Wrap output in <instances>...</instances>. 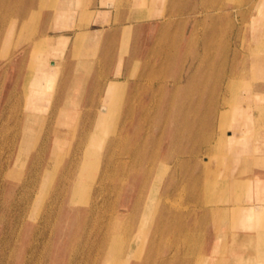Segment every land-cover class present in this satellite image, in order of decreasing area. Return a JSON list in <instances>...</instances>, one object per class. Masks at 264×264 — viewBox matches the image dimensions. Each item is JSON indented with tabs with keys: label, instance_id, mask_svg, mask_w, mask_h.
<instances>
[{
	"label": "rangeland",
	"instance_id": "rangeland-1",
	"mask_svg": "<svg viewBox=\"0 0 264 264\" xmlns=\"http://www.w3.org/2000/svg\"><path fill=\"white\" fill-rule=\"evenodd\" d=\"M204 1L224 6L206 14ZM257 1L187 0L190 6H197L196 10L188 5L180 13L175 5L177 0H150L149 6L143 7L148 9L149 17L144 20L129 17L128 21L133 23L125 28L119 23L122 1L116 0L113 30L116 35L113 36L124 34L126 37L121 38L124 42L121 40L115 45L120 59H97L102 55L98 54L99 44L97 53L89 52L88 60L82 61L79 57L88 55L83 49L84 43H75L73 49L67 43L62 52V68L45 111L27 106L28 86L24 82L36 55L47 56L59 38V35L47 36V33H57L53 24L58 0L1 1L0 264H102L107 255L121 257L122 264L142 261L147 264H245L248 261L240 262L239 256L258 255L252 246L245 245L247 241L239 240L244 239V233L256 230L235 226L231 212L237 203L249 202L243 181L264 169L258 163L264 159V144L254 150L256 155L248 157V153L239 164L233 163L226 150L232 127L219 126L220 111L239 105L241 110L247 107L251 113L246 118L244 110L239 117L235 114L243 121L246 133L257 141L264 136V105L250 108L264 104V77H259L264 74V61L262 65L255 61V54H264V36L262 43L254 41V38L261 39L260 30L257 33L256 24L251 23L252 16L259 15L254 7ZM212 14L219 17L213 20ZM261 23L264 24V17ZM86 36L76 37L75 42L83 41ZM46 38L52 43L46 48L39 46ZM164 54L170 55L166 65ZM146 57L150 64L145 63ZM105 72L111 74L107 76ZM110 78L124 80L121 94L124 104L134 93L133 83L138 80V96L145 102L155 98L159 105L170 101L169 106H176L171 107L170 114L180 111L183 123L172 121L167 112L161 124L150 131L147 159L137 155V166L130 173L127 154L118 157L115 145L107 142L101 173L97 175L100 182H94L89 202L72 203L70 184L65 177L76 173L91 120L97 111L98 125L106 119L111 121L116 114L114 110L106 115L115 98L114 89L106 86ZM97 79L101 81L98 84ZM180 105H183L181 110ZM35 114H38L37 121L29 123L28 118ZM245 119H251V126ZM178 127L186 132L181 139L174 134ZM191 127L193 133H189ZM101 181L104 184L101 194H105L102 199L98 195ZM98 197L100 202L95 205ZM66 211L72 216L65 218ZM128 248H134L131 254L126 252ZM257 263L256 260L251 264Z\"/></svg>",
	"mask_w": 264,
	"mask_h": 264
},
{
	"label": "bare ground",
	"instance_id": "bare-ground-1",
	"mask_svg": "<svg viewBox=\"0 0 264 264\" xmlns=\"http://www.w3.org/2000/svg\"><path fill=\"white\" fill-rule=\"evenodd\" d=\"M2 1V0H1ZM0 1V3H1ZM16 1V0H15ZM173 1V0H172ZM175 1V0H174ZM187 0H177V2L175 3L177 10H179L180 13H183L185 11V9L187 10V6L189 5L188 2H186ZM229 1V0H228ZM55 2V1H54ZM5 3V2H4ZM15 3V2H14ZM17 3V2H16ZM110 3V2H109ZM174 3V2H173ZM6 4V3H5ZM13 4V2H12ZM55 4V3H54ZM170 5H172L171 3H169ZM238 4V3H237ZM3 5V4H2ZM10 5V4H9ZM173 5V7L175 6ZM1 6V5H0ZM4 6V5H3ZM2 6V7H3ZM15 6V5H14ZM19 6V5H18ZM17 6V7H18ZM190 6V5H189ZM194 6V10H196V5ZM193 6H190L191 8H193ZM204 6L205 9L204 11L206 12V14H210L212 13V11L216 10L219 11V9L221 7L224 6L223 3H214L213 1L211 2H205L204 1ZM13 7V6H11ZM16 7V6H15ZM108 7V6H107ZM257 8V10L259 11V15H255L252 16L251 18V23L254 24H262L261 23V19L262 17H264V0H258L256 2V5L254 6ZM8 8V7H7ZM4 9V8H3ZM9 9V8H8ZM6 9V10H8ZM14 9V8H11ZM18 9V8H17ZM16 9V10H17ZM33 9V8H32ZM56 9V8H55ZM175 9V8H174ZM263 9V10H262ZM15 10V11H16ZM31 10V9H30ZM173 11V10H172ZM13 12V11H12ZM31 12V11H30ZM62 12V11H61ZM105 12V11H104ZM1 13V12H0ZM3 13V10H2ZM7 13V12H5ZM14 13V12H13ZM101 13V12H100ZM178 13V12H177ZM179 13V14H180ZM10 14V13H7ZM12 14V13H11ZM30 14V13H29ZM102 15H105L104 13H101ZM134 14V13H133ZM3 15H5L3 13ZM213 15V20L217 17H219L216 14H212ZM215 15V16H214ZM7 16V15H6ZM11 16V15H10ZM182 17V16H181ZM210 17V16H209ZM2 18V17H1ZM8 18V16L6 17ZM5 18V19H6ZM29 19V18H28ZM183 19V18H182ZM4 20V19H3ZM10 21V20H9ZM7 21V22H9ZM186 21V20H185ZM7 24V23H6ZM178 24V23H177ZM4 26V25H3ZM164 26V25H163ZM163 30V29H162ZM253 30V29H252ZM83 31V30H82ZM18 32V31H17ZM253 32V31H252ZM24 34V33H23ZM87 34V33H86ZM85 33H81L79 36L81 37V35L85 36ZM165 35V34H164ZM70 36V35H69ZM69 36L65 35V34H59V38L56 42V44L54 45V47H50V52L47 56H41V54L36 55V58L34 61H32L31 66V71L29 74H26V78H25V84H27V92L24 90V92L27 93V101L28 105L31 109H38L40 108V110H47L48 109V105H49V99L52 98V92L54 89V85L56 83V78L57 75L59 73V71L62 68V63H63V54L62 52L64 51V46L68 43L69 41ZM160 36V35H159ZM158 36V37H159ZM47 37V36H46ZM162 37V36H161ZM170 37V36H169ZM78 38V37H77ZM171 38V37H170ZM159 39V38H157ZM161 39V38H160ZM172 39V38H171ZM167 40V38H166ZM264 40V39H263ZM26 41V39H25ZM163 41V40H162ZM108 42V41H106ZM169 42V41H168ZM211 42V41H210ZM26 43V42H25ZM52 43V41H50V39H43L40 43L39 46L46 48L48 46V44ZM262 43V42H261ZM209 44V42H208ZM171 46V45H170ZM40 47V49H41ZM106 47V46H105ZM161 47V46H160ZM165 47V46H164ZM163 47V48H164ZM169 47V46H168ZM116 48V47H115ZM165 49V48H164ZM255 49V48H254ZM35 50V49H34ZM159 50V49H158ZM163 50V49H162ZM166 50V49H165ZM38 51V50H37ZM168 51V50H167ZM170 51V50H169ZM173 51V50H172ZM74 52V51H73ZM75 53V52H74ZM72 54V53H71ZM113 54V53H112ZM111 54V55H112ZM209 54V53H208ZM207 54V55H208ZM259 55V54H258ZM256 56V55H255ZM55 57H58L55 59ZM74 57V56H73ZM170 55H165L164 54V58H163V63H165L164 65H166V61H168ZM208 57V56H207ZM211 57V56H210ZM261 57V55H260ZM206 58V57H205ZM204 58V59H205ZM253 58V57H252ZM256 58V57H255ZM207 59V58H206ZM258 59V58H257ZM145 63L146 64H150V61L148 59V57H146L145 59ZM210 59H207V61ZM206 61V60H205ZM257 62V61H256ZM82 63V62H80ZM84 63V62H83ZM140 63V62H139ZM82 65V64H81ZM154 65V64H153ZM208 66V65H207ZM88 67V66H87ZM161 66H159L160 68ZM89 68V67H88ZM149 68V67H148ZM157 68V67H156ZM138 69V68H137ZM147 69V68H146ZM150 69V68H149ZM89 70V69H88ZM210 70V69H208ZM137 71V70H136ZM20 72V71H19ZM157 72V71H156ZM208 72V71H207ZM67 73V72H66ZM145 73V72H144ZM143 73V76H144ZM149 73V71H148ZM98 75L101 74L100 72L97 73ZM157 74V73H156ZM146 76V75H145ZM154 76V75H152ZM100 78V77H99ZM140 79V78H139ZM98 80V79H97ZM107 80V79H106ZM76 81H73V85H76ZM62 83V82H61ZM134 88L132 91L134 92L131 95V98L128 99L127 104H124L122 101V96L121 94L123 93V89H124V80L118 79V78H112L108 81L107 85H110L113 89H114V103L108 108V111L106 112V115L110 114L111 111H116V114L114 116V118L111 121H103L101 125H98L97 123V115L99 114L98 111L94 117V120H91L92 126H90V128L87 130L86 135V142L84 143L85 145L83 146V152H82V158L81 161L79 163V165L76 168V173L73 175L71 174V177L69 178V176H66L65 179L68 180L69 184H70V201L72 203H80V202H89L90 199V195H91V190L93 187V184L95 181L97 180V175L101 170V165H102V161H103V155H104V151L106 149V144L107 142H112V144L115 145L116 147V151L118 153V157H122V155L127 154V156L129 157V159L127 160L129 162L130 165V171L135 170V166L136 163L138 162L136 158L137 155L142 156V160L147 159V154H148V149H147V145H148V140H149V135L151 134L150 131L152 128L158 127L159 124H161V121L163 119V117L165 116V114L171 116V118H173L172 121H176L179 122L180 124L183 123L181 120L182 114H180V111L175 114V115H171L170 114V109L171 107L174 108L176 107L174 106H169L168 100H167V104L165 105H159V103H157L158 101L155 100V98H152L150 100V102H145V100L143 99L142 96H138L137 95V87H138V80L134 81ZM106 85V86H107ZM142 85V84H141ZM24 87V86H23ZM76 87V86H74ZM99 88H101V86H99ZM98 88V89H99ZM15 89V87H14ZM22 89V88H21ZM200 90V89H199ZM66 91V90H65ZM139 92V91H138ZM15 93V91H14ZM25 93V94H26ZM23 94L19 95L22 96ZM10 98V97H9ZM21 98V97H20ZM26 98V96H25ZM57 98V97H56ZM19 99V98H18ZM16 101V100H15ZM19 101V100H18ZM23 101V100H22ZM58 102V101H57ZM14 105V103H12ZM18 104V103H17ZM21 104V102H20ZM16 105V104H15ZM26 105V104H25ZM217 106L213 104L212 107ZM20 107V106H19ZM23 107V105H22ZM122 107L123 111H122ZM196 109L198 107V104L195 106ZM181 108L183 109V105L179 106V109L181 110ZM250 108H253V106H250ZM20 109V108H18ZM25 109V108H24ZM54 109V108H53ZM125 109V112H124ZM235 109V110H234ZM242 106L239 107V105L234 106L232 109L230 110H221V114H220V124L219 126L224 128V127H232L231 130H229V138L227 140V154L229 156H231V161L233 163H237L239 164V161L241 158L243 157H247L248 153V157L252 156V155H256L257 153L254 152V150L256 148H260L263 144H264V136H260V138L258 139L259 141H257V138L254 137L251 134L246 133V129L244 128V124L243 121H239V115L243 112L246 113V117L251 116L250 110L246 108H243ZM247 109V110H246ZM99 110V109H98ZM212 110V109H211ZM237 110V111H236ZM252 110V109H251ZM23 111V110H22ZM31 111V110H30ZM187 111V110H186ZM236 112V113H235ZM248 112V113H247ZM253 112V110H252ZM105 113V112H104ZM185 113V111H184ZM254 113V112H253ZM18 114V113H17ZM186 114V113H185ZM184 114V116H185ZM213 114V111H212ZM217 114V113H216ZM237 114V116L235 115ZM22 115V114H21ZM20 115V116H21ZM38 114H35V116H31L30 118H28V122L30 123L37 121L36 118ZM42 116V114H41ZM168 116V117H169ZM8 117V116H7ZM6 117V118H7ZM186 117V116H185ZM32 119V120H31ZM249 119V118H248ZM16 120V119H15ZM19 120V119H18ZM41 120V119H40ZM166 120V119H165ZM189 120V119H188ZM185 121V120H184ZM15 122V121H14ZM27 122V123H28ZM90 122V121H89ZM165 122V121H164ZM190 122V120H189ZM245 122L248 123L249 126H251V119L250 120H246ZM5 125V124H4ZM7 125V123H6ZM18 125V124H17ZM189 125V124H188ZM192 125L193 122H192ZM233 125H239L238 128H235ZM29 126V125H28ZM33 126V125H32ZM167 126V125H166ZM7 127V126H6ZM184 127V126H183ZM16 128H18L16 126ZM163 129V128H162ZM198 129V128H197ZM225 129V128H224ZM36 130V129H35ZM156 130V129H155ZM164 130V129H163ZM42 131V130H41ZM75 131V130H74ZM17 132V131H16ZM175 132V131H174ZM8 133V132H7ZM38 133V132H37ZM184 133V135L186 134V132L183 130V128L178 127V130L176 133H174L175 135H178V137L181 139L182 134ZM189 133H193L192 132V127L189 130ZM18 134V133H17ZM41 134V133H40ZM164 134V133H163ZM74 135V134H73ZM160 135V134H159ZM8 136V135H7ZM13 136V135H12ZM17 136V135H14ZM172 136H173V130H172ZM1 137V136H0ZM9 137V136H8ZM46 137V136H45ZM65 137V136H64ZM254 137V138H253ZM11 138V137H10ZM13 138V137H12ZM262 138V139H261ZM16 139V138H15ZM23 139V138H22ZM12 140V139H11ZM159 140V139H156ZM9 141V140H8ZM7 142V141H6ZM5 142V143H6ZM22 142V141H21ZM39 142V141H38ZM158 142V141H157ZM12 143V141H11ZM42 143V142H41ZM83 143V142H82ZM9 144V143H8ZM14 144V143H13ZM110 145V144H109ZM12 146V145H11ZM14 146V145H13ZM29 146V145H28ZM111 146V145H110ZM109 146V147H110ZM152 146V145H151ZM159 147V144H158ZM161 147V146H160ZM35 148V147H34ZM12 149V148H11ZM28 149V148H27ZM7 150H9L7 148ZM18 150V149H17ZM22 150V149H21ZM108 150V149H107ZM114 150V149H113ZM158 150V148H157ZM190 151H192V149H189ZM12 151V150H11ZM23 151V150H22ZM110 151V150H109ZM182 152V150H180ZM9 152V151H7ZM107 152V151H105ZM156 152V151H155ZM30 154V153H29ZM154 154V153H153ZM156 154V153H155ZM192 154V152L190 153V155ZM197 154V153H196ZM231 154V155H230ZM69 155V154H68ZM115 155V154H114ZM181 155V154H180ZM79 156V155H78ZM77 156V157H78ZM111 156V155H110ZM152 156V155H151ZM156 157V156H155ZM158 157V156H157ZM113 158V157H112ZM177 158V157H176ZM71 159V158H70ZM141 159V158H139ZM72 160V159H71ZM109 158H107V160H105L107 163L109 162ZM176 160V159H175ZM178 160V159H177ZM61 161V160H60ZM77 161V160H76ZM141 160H139L140 162ZM149 161V160H148ZM186 161V160H185ZM208 161V160H207ZM111 162V161H110ZM142 162V161H141ZM167 162H170L169 160ZM179 162V161H178ZM188 162V161H187ZM257 162V161H256ZM113 163V161L111 162ZM171 163H173L171 161ZM258 163H261L264 165V159L259 160ZM7 164V163H6ZM106 163H104L105 165ZM151 164V163H150ZM108 165V164H107ZM123 165V164H122ZM140 165V164H139ZM153 165V164H152ZM184 165V163H183ZM112 166V165H110ZM120 166V165H119ZM147 166H148V162H147ZM40 167V166H39ZM103 167V166H102ZM114 167V165H113ZM172 167V166H171ZM174 167V166H173ZM172 167V168H173ZM106 168V167H105ZM104 168V169H105ZM117 169L118 166L116 167ZM73 169V168H72ZM111 169V168H110ZM113 169V168H112ZM205 169V168H204ZM173 170V169H172ZM52 171V170H51ZM50 171V172H51ZM104 171V170H103ZM111 171V170H110ZM109 171V172H110ZM113 171V170H112ZM111 171V173H112ZM148 168L144 169V174H145V178H147V172H148ZM175 171V169H174ZM101 173V172H100ZM103 173V172H102ZM128 173V172H127ZM105 174V173H104ZM103 174V175H104ZM113 174V173H112ZM178 174V172H177ZM111 175V174H110ZM115 175V174H114ZM135 175V174H134ZM47 176V174H46ZM101 176V175H100ZM29 177V175H28ZM51 177V176H50ZM99 177V176H98ZM105 178V177H104ZM104 178L102 177V179L104 180ZM145 178L143 181H145ZM162 178V177H161ZM50 179V178H49ZM31 180V179H30ZM34 180V179H33ZM244 179L243 184L245 185V187H247V193H248V200L249 202L247 204H244L243 202L241 203H237L236 205H234L232 207V214L234 217L235 222V226L240 227L242 229H247V230H256L257 233V240L255 239V237L253 236V234L249 235L248 238H246L247 244L249 243V245H251L255 251L258 253V255H251V256H239L240 257V262L243 261H248V263L244 262L245 264H251L252 262H256V260L258 261L257 264H264V185H262L263 182V177H249V179ZM133 184L135 183V179H133ZM258 183H257V182ZM100 182V180H99ZM260 182V183H259ZM36 183V182H35ZM33 184V183H32ZM96 184V183H95ZM102 181L100 183V190H99V194L101 195V199L104 198V195L101 194V188L102 187ZM110 184V183H109ZM260 184V185H259ZM104 185V184H103ZM111 185V184H110ZM180 185V184H179ZM62 186V185H61ZM218 186V185H217ZM112 187V186H111ZM178 187V186H177ZM48 189V187H46ZM45 188V189H46ZM226 188V187H225ZM238 188V187H237ZM241 188V187H240ZM239 188V189H240ZM37 189V188H36ZM110 189V188H109ZM112 189V188H111ZM226 190V189H225ZM228 190V187H227ZM105 191V190H104ZM119 191V190H118ZM142 191V190H141ZM221 191V190H220ZM229 191V190H228ZM45 192V191H44ZM61 192V191H60ZM47 193V192H46ZM109 193V192H108ZM44 194V193H43ZM118 194V193H117ZM162 196V195H161ZM169 196V195H168ZM225 196V195H224ZM100 197V196H99ZM96 198L94 201V204L97 205L100 202V199ZM153 196H151L149 199H152ZM171 197V196H170ZM236 197V196H235ZM118 198V197H117ZM45 199V198H44ZM165 199V197H164ZM169 199V198H168ZM240 199V198H239ZM117 200V199H116ZM115 200V202H117ZM167 200V199H166ZM165 200V201H166ZM33 201V200H32ZM44 201V200H42ZM114 201V200H112ZM51 202V201H50ZM102 202V201H101ZM104 203V201H103ZM114 203V202H113ZM43 204V203H42ZM41 204V206H43ZM85 204V203H84ZM87 204V203H86ZM112 204V203H111ZM222 204V203H221ZM229 204V203H228ZM33 205V203H32ZM53 205V204H52ZM95 205H93L95 207ZM149 204L146 205V211L144 212V217L146 216L147 213V206ZM102 206V205H100ZM116 206V205H115ZM173 206V205H172ZM40 207V206H39ZM94 207H90V210H93ZM182 207V206H181ZM111 208V207H110ZM114 208V207H112ZM31 209V208H30ZM29 209V210H30ZM41 209V208H40ZM218 209V208H217ZM49 210V209H48ZM181 210V209H180ZM187 210V209H186ZM213 210V209H212ZM39 211V210H38ZM47 211V210H46ZM114 211V209H113ZM176 211V210H175ZM40 212V211H39ZM38 212V213H39ZM48 212V211H47ZM179 212V211H178ZM186 212V211H185ZM216 212V211H215ZM224 212V211H223ZM96 213V212H95ZM107 213V212H106ZM112 213V211H111ZM174 213V212H173ZM24 214V213H23ZM78 215L80 216V214L78 213ZM132 215V214H131ZM186 215V214H185ZM24 216V215H23ZM67 216H72L71 212L66 211L65 213V218ZM174 216V215H173ZM225 216V215H223ZM222 216V217H223ZM134 218V214L132 216ZM132 218V219H133ZM172 218V217H171ZM179 218V217H178ZM74 219L76 220L77 218L74 216ZM79 220V218H78ZM186 220V219H185ZM132 222V221H131ZM130 222V223H131ZM129 223V224H130ZM134 223V221H133ZM179 223V222H178ZM94 224V223H93ZM110 224V223H109ZM128 224V225H129ZM132 225V224H131ZM134 225V224H133ZM107 226V225H106ZM105 226V227H106ZM160 226V225H159ZM130 227V226H129ZM132 227V226H131ZM109 228V227H108ZM106 229V228H105ZM104 229V230H105ZM180 229V228H179ZM178 229V230H179ZM90 230V229H89ZM130 230V229H129ZM184 231V230H183ZM19 232V231H17ZM110 232V231H109ZM108 232V233H109ZM127 232V231H126ZM181 232V230H180ZM131 233V232H130ZM179 233V232H178ZM177 233V234H178ZM182 233V232H181ZM162 234V233H161ZM180 234V233H179ZM88 235V233H87ZM110 235V234H109ZM108 235V236H109ZM125 235V234H124ZM182 235V234H181ZM35 236V235H34ZM117 236V235H116ZM131 236V235H130ZM160 236V235H159ZM170 236V235H169ZM168 236V237H169ZM189 236V235H188ZM194 236V235H193ZM112 237V236H111ZM114 237V236H113ZM125 237V236H124ZM175 237V236H174ZM179 237V236H178ZM181 237V236H180ZM195 237V236H194ZM103 238V237H102ZM123 238V237H122ZM161 238V236H160ZM47 239V238H46ZM45 239V240H46ZM110 239V238H108ZM114 239V238H113ZM126 239V238H125ZM124 239V240H125ZM169 239V238H168ZM179 239V238H178ZM177 239V240H178ZM194 239V238H193ZM106 240V239H105ZM159 240V238H158ZM161 240V239H160ZM159 240V241H160ZM190 240V239H189ZM227 240V239H226ZM100 241V240H99ZM159 241H158V246H159ZM173 241V240H172ZM171 241V242H172ZM191 241V240H190ZM109 242V241H108ZM126 242V241H125ZM110 243V242H109ZM77 244V243H76ZM134 243H131L130 246H133ZM176 244V243H175ZM188 244V243H187ZM125 245V244H124ZM189 245V244H188ZM192 245V244H191ZM110 247V246H109ZM112 247V246H111ZM188 247V246H187ZM201 247V246H200ZM82 248V247H81ZM117 248V247H116ZM123 248V247H122ZM178 248V247H177ZM134 248H128V250L126 251L128 254H131ZM174 249V248H173ZM189 249V248H188ZM194 249V248H193ZM106 250V249H105ZM124 250V249H123ZM178 250V249H177ZM191 250V249H190ZM71 251V250H70ZM111 252V251H110ZM175 252V251H174ZM192 252V251H191ZM222 252V251H221ZM88 253V252H87ZM172 253V252H171ZM177 253V252H176ZM185 253V251L183 252ZM39 254V253H38ZM86 254V253H85ZM157 254V253H156ZM173 254V253H172ZM196 254V253H195ZM224 254V253H223ZM155 255V254H154ZM191 255V254H190ZM199 255V254H198ZM94 256V255H93ZM119 256V255H118ZM172 256V255H171ZM188 256V255H187ZM199 256H202L201 254ZM95 257V256H94ZM248 257V258H247ZM72 258V256H71ZM121 258V257H120ZM116 258V256H105L102 259V264H122L123 261L121 259ZM238 258V257H237ZM78 260V259H77ZM94 261V260H93ZM169 261V260H168ZM182 261V258H181ZM94 263V262H93ZM167 263V262H166ZM140 264H147V261H142ZM198 264V263H197Z\"/></svg>",
	"mask_w": 264,
	"mask_h": 264
},
{
	"label": "crops",
	"instance_id": "crops-1",
	"mask_svg": "<svg viewBox=\"0 0 264 264\" xmlns=\"http://www.w3.org/2000/svg\"><path fill=\"white\" fill-rule=\"evenodd\" d=\"M115 1L116 0H58V7H57L56 15H55L56 19L53 24V27L55 28V31H57V33H53V34L47 33V36L59 35V34H65L68 36L70 35L68 44L71 45L72 49L75 43H78V44L84 43L83 49L87 54L89 52L96 54L99 48V44H100V49H99L100 51L98 54L102 53V55L98 56L97 59L99 60L101 59L102 60L103 59L104 60H112V59L119 60L121 56H118L117 50L115 49V45H117L118 42L119 43L121 42L122 40L121 38L126 39V37L124 38L125 36L124 34L122 35V37L120 35L113 36V35H116L115 34L116 32H113L114 25H115L114 21H115V18L117 17V16L115 17V13H114L115 12ZM121 1H122L121 2L122 7L120 8L121 13L119 16V20L121 21H119V23H122V26H125V28L130 27L131 23H133L132 20H130L132 22L128 21L129 17L131 19L132 18H136V19L142 18V20H144V17H149L148 9H145L143 7L144 5L149 6L150 0H121ZM103 10H106L108 12L106 13ZM172 10H174V7L172 8ZM140 11L142 12L141 15L138 14ZM100 12L104 13L105 15H102ZM139 23H148V22L141 21ZM254 28H255V31L257 30V33L259 32L258 30H260L259 38L261 39L257 41L258 38L257 39L254 38V41L256 40V42L258 43L259 41L263 39L262 37L264 36V24H256L254 25ZM81 33H85V34L87 33L88 36H86V38L83 41L75 42V40L77 39L76 37H78ZM255 55H256L255 61L257 62L260 61L261 63L260 65H262V61H264L263 52H261L259 55L258 54H255ZM88 56H90V54H88L87 56L83 58L79 57V59L88 60L89 58ZM122 57L124 59V56ZM100 73L101 74L98 76L102 75V72ZM110 74H111L110 72H107V73L105 72V75L107 76ZM261 76L264 77V74L261 73L259 77ZM100 82H101L100 79H98V82L96 84ZM263 105L264 104H260V105L256 104V106H254L253 108L254 109L260 108ZM254 177H260V178L263 177L262 185H264V169L257 170ZM250 234L251 235L253 234L256 240L258 239L257 233L255 231L252 233L251 232L244 233L243 234L245 235L244 239H239V240L246 241V238H248ZM245 245H249V243L248 244L245 243Z\"/></svg>",
	"mask_w": 264,
	"mask_h": 264
}]
</instances>
